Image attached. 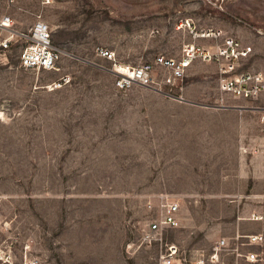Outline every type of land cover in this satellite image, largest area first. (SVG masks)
<instances>
[{
  "label": "rangeland",
  "instance_id": "1",
  "mask_svg": "<svg viewBox=\"0 0 264 264\" xmlns=\"http://www.w3.org/2000/svg\"><path fill=\"white\" fill-rule=\"evenodd\" d=\"M38 15L62 51L58 71L20 67L27 42L16 34ZM5 17L15 26L0 27V264L156 263L162 246L141 235L162 194L181 203L163 244L186 264L222 239L264 233L262 114L251 110L264 100L223 109L218 91L225 69L264 77V0H0ZM230 40L250 55L194 64L171 96L117 86L124 67Z\"/></svg>",
  "mask_w": 264,
  "mask_h": 264
},
{
  "label": "built area",
  "instance_id": "2",
  "mask_svg": "<svg viewBox=\"0 0 264 264\" xmlns=\"http://www.w3.org/2000/svg\"><path fill=\"white\" fill-rule=\"evenodd\" d=\"M41 8H45L53 3V0H37ZM15 0H11V4ZM190 26V24H188ZM15 22L11 17H5L0 27L11 29ZM191 27V26H190ZM21 40H25L27 45L19 54V64L24 70H38L44 72H54L59 70L62 60V51L57 48L52 40L48 24L43 20L42 15L37 16V21L27 34H16ZM203 38H214L218 36L213 32H204ZM11 40H6L1 44L3 51L10 47ZM251 48H241L238 41L230 40L224 49H205L190 46L186 48L180 59L158 57L154 63H146L138 67H124L123 74H119L117 86L121 89H128L134 85L152 88L155 90L168 91V95L174 94L177 88L183 89L182 85L187 77V73L198 62H228L235 63L246 58L251 53ZM104 59L114 61V55L101 50ZM122 68V67H119ZM117 69V71L119 70ZM67 80L54 83L55 89L62 88L67 84ZM218 91L220 94V107L232 109L226 104L227 99L244 101L264 100V77L246 72L233 74V70H223L218 78ZM240 109L242 108H235ZM251 110L262 114V143L260 153L264 160V106L254 107ZM151 216L145 222V227L141 235L142 244L151 246L159 243L162 246L160 259L153 264H186V259L178 246L167 244L164 246V234L171 229L180 227L181 203L174 195L162 194L147 204ZM263 218H256L262 220ZM230 257L233 264H264V233L243 236L237 234L230 243L227 239L218 241L209 254H201L194 264H224L225 259Z\"/></svg>",
  "mask_w": 264,
  "mask_h": 264
},
{
  "label": "crops",
  "instance_id": "3",
  "mask_svg": "<svg viewBox=\"0 0 264 264\" xmlns=\"http://www.w3.org/2000/svg\"><path fill=\"white\" fill-rule=\"evenodd\" d=\"M252 112H255L256 113V111H252ZM261 135H262V133H261ZM259 141H260V144H259V146H260L261 143H262V137H260Z\"/></svg>",
  "mask_w": 264,
  "mask_h": 264
},
{
  "label": "bare ground",
  "instance_id": "4",
  "mask_svg": "<svg viewBox=\"0 0 264 264\" xmlns=\"http://www.w3.org/2000/svg\"><path fill=\"white\" fill-rule=\"evenodd\" d=\"M120 69V68H119Z\"/></svg>",
  "mask_w": 264,
  "mask_h": 264
}]
</instances>
